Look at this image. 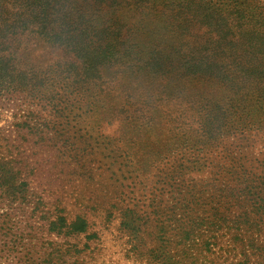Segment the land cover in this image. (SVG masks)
Listing matches in <instances>:
<instances>
[{"label": "trees", "instance_id": "16d2710c", "mask_svg": "<svg viewBox=\"0 0 264 264\" xmlns=\"http://www.w3.org/2000/svg\"><path fill=\"white\" fill-rule=\"evenodd\" d=\"M143 37L150 39L143 43ZM34 40L99 56V67L90 77L112 94L124 91L120 107L110 109L104 118L114 117L128 126L134 140L147 141L150 150L144 163L149 158L162 163L166 158L159 159L169 154H188L175 169L190 189L185 209L207 212L203 226L211 228L209 232L223 228L233 232L238 264H264V241L255 238L264 234V175L256 177V161L240 152L264 139V4L258 0H0V98L5 93L25 94L37 103L58 105L62 97L56 95V85L74 88L85 80L71 77L60 62L43 58L33 47ZM142 57L146 59L139 63ZM125 62L142 82L174 85L167 78L184 77L190 93L179 99L174 90L178 99L173 96L163 104L145 99L135 84L128 87L110 78L113 66ZM105 68L112 69L108 76ZM135 156L127 155L132 166L137 163ZM209 187L213 197L199 205L203 189ZM65 223L62 218V226ZM195 235L187 234L189 241L199 244ZM216 238L211 235L208 244H216ZM194 243L189 251L197 249Z\"/></svg>", "mask_w": 264, "mask_h": 264}, {"label": "rangeland", "instance_id": "374dc122", "mask_svg": "<svg viewBox=\"0 0 264 264\" xmlns=\"http://www.w3.org/2000/svg\"><path fill=\"white\" fill-rule=\"evenodd\" d=\"M143 38V43L150 39ZM33 47L85 81L74 88L56 85V95L62 97L58 105L37 103L25 94L0 98V264H238L233 232H209L203 226L207 212L185 209L190 189L175 169L188 154L144 163L147 141L134 140L128 126L114 117L104 118L120 107L124 91L112 94L90 77L99 56L41 41ZM126 64L113 66V74L105 68V74L121 85L135 84L145 99L163 104L178 99L174 90L179 99L190 93L184 77L167 78L174 85L142 82ZM252 146L240 152L256 161L257 177L264 175V139ZM128 154L136 155L133 166ZM203 190L199 205L213 197L211 187ZM189 232L200 238L199 244L189 241ZM213 234L217 243L208 244ZM255 238L264 241V234ZM191 243L198 244L194 251H189Z\"/></svg>", "mask_w": 264, "mask_h": 264}]
</instances>
